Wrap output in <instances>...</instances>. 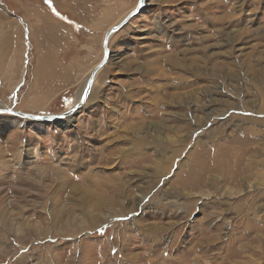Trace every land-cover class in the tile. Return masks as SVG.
<instances>
[{
	"label": "rangeland",
	"instance_id": "1",
	"mask_svg": "<svg viewBox=\"0 0 264 264\" xmlns=\"http://www.w3.org/2000/svg\"><path fill=\"white\" fill-rule=\"evenodd\" d=\"M138 0H0V110L66 113ZM58 121L0 113V264H264V0H145Z\"/></svg>",
	"mask_w": 264,
	"mask_h": 264
},
{
	"label": "water",
	"instance_id": "2",
	"mask_svg": "<svg viewBox=\"0 0 264 264\" xmlns=\"http://www.w3.org/2000/svg\"><path fill=\"white\" fill-rule=\"evenodd\" d=\"M142 7H143V5L140 8L135 7V9L132 10L129 14H127V16H125V18L118 25L110 28L106 32V34L104 35V38H103V42H102V50H103L102 60L98 64V66L94 69L91 77L89 78V80L86 84V89H85L82 96H85L87 98V96L90 92V87L92 85V79H93L94 74L106 64V61L108 59V54H109L108 41H109L110 37L114 33H116L122 26H124L126 23H128V21L132 17H134L136 14H138L141 11ZM113 29H116V31H113ZM105 41H107V44H105ZM81 105L82 104L79 101L71 110L67 111L64 114L57 115V116H36V115L20 113V112H16V111H12V110H0V113H6V114H10V115L16 116V117L21 118V119H28V120L38 121V122H52V121H58V120L63 119L64 117H67L68 115H70L71 113L76 111V109H78Z\"/></svg>",
	"mask_w": 264,
	"mask_h": 264
},
{
	"label": "bare ground",
	"instance_id": "3",
	"mask_svg": "<svg viewBox=\"0 0 264 264\" xmlns=\"http://www.w3.org/2000/svg\"><path fill=\"white\" fill-rule=\"evenodd\" d=\"M136 7V6H135ZM134 10V9H133ZM141 12V11H140ZM139 12V13H140ZM137 15V14H136ZM135 15V16H136ZM124 19V18H123ZM122 19V20H123ZM121 20V21H122ZM120 21V22H121ZM103 56V55H102ZM102 60V59H101ZM101 60H100V62H101ZM99 62V63H100ZM98 63V64H99ZM98 64L95 66V68L98 66ZM104 67V66H103ZM94 68V69H95ZM94 69L92 70V72H91V74H90V76H89V78L91 77V75H92V73H93V71H94ZM102 69V68H101ZM101 69H99L95 74H94V76H93V79H92V83L94 82V79L96 78V75L98 74V72L101 70ZM89 80V79H88ZM88 82V81H87ZM87 84V83H86ZM86 84H84V87H82V90H81V92H80V94H78V95H76V97L74 98V99H72V100H70L68 103H67V106H66V112L67 111H69V110H71L79 101H80V98L82 97V95H83V93H84V91H85V89H86ZM92 86V85H91ZM90 89H91V87H90ZM1 110H5V109H1ZM10 115V114H9ZM13 116V115H12ZM16 117V116H15Z\"/></svg>",
	"mask_w": 264,
	"mask_h": 264
},
{
	"label": "snow or ice",
	"instance_id": "4",
	"mask_svg": "<svg viewBox=\"0 0 264 264\" xmlns=\"http://www.w3.org/2000/svg\"><path fill=\"white\" fill-rule=\"evenodd\" d=\"M46 3H50V0H45ZM145 3V0H138V3L136 5L137 8H140ZM113 31H116V29H113ZM105 44H107V41H105ZM86 97L82 96L80 98V103L83 104L85 102Z\"/></svg>",
	"mask_w": 264,
	"mask_h": 264
}]
</instances>
